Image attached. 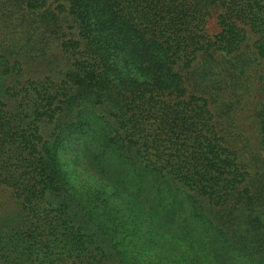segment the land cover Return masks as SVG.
Masks as SVG:
<instances>
[{
    "label": "trees",
    "instance_id": "trees-1",
    "mask_svg": "<svg viewBox=\"0 0 264 264\" xmlns=\"http://www.w3.org/2000/svg\"><path fill=\"white\" fill-rule=\"evenodd\" d=\"M263 67L264 0H0V264H264Z\"/></svg>",
    "mask_w": 264,
    "mask_h": 264
},
{
    "label": "rangeland",
    "instance_id": "rangeland-1",
    "mask_svg": "<svg viewBox=\"0 0 264 264\" xmlns=\"http://www.w3.org/2000/svg\"><path fill=\"white\" fill-rule=\"evenodd\" d=\"M208 28H209L211 35H214L217 32H219V27L217 26V23L215 22V20H211L209 22ZM244 110H242L236 114V116L238 117L237 118V126H238V128H243V126L245 125L246 129L254 128V129H251V131H252L251 133L253 135H255V131H256L255 128L256 127H255L254 119L251 117V112L248 109L246 111H244Z\"/></svg>",
    "mask_w": 264,
    "mask_h": 264
}]
</instances>
